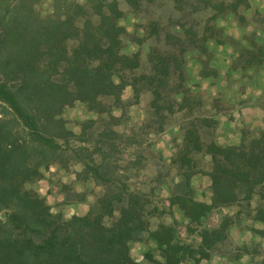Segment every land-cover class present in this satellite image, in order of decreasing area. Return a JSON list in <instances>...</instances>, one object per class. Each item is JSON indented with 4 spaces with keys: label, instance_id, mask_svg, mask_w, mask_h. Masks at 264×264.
Wrapping results in <instances>:
<instances>
[{
    "label": "trees",
    "instance_id": "16d2710c",
    "mask_svg": "<svg viewBox=\"0 0 264 264\" xmlns=\"http://www.w3.org/2000/svg\"><path fill=\"white\" fill-rule=\"evenodd\" d=\"M42 1L0 0V264H146L131 255V245L144 239L157 246V259L145 254L150 264H198L228 241L241 215L264 224V127L242 125L233 142L219 144L213 132L231 112L233 104L230 110L224 104L230 98L204 96L186 80L191 59L201 64L200 78L217 76L209 43L227 42L215 20L230 15L256 25L255 16L243 14L250 0H123L140 18L157 1L169 15L165 24L146 17L147 30L129 38L134 49L128 51L119 0H47L45 13L38 8ZM263 67L264 44L252 43L238 51L232 69L253 77ZM143 94L150 96L147 114L135 127L129 111ZM240 96L238 104L264 112V90ZM77 102L98 117L74 133L62 113ZM144 127L171 143L156 161L140 152L135 129ZM149 159L155 178L163 164L173 171L164 180L171 186L168 200L190 224L219 213L216 225L200 226L196 246L177 239L173 224L149 230L148 217L158 211L149 194L158 186L146 193L130 183ZM52 163L64 169L79 164L76 181L99 186L84 214L66 219L24 188ZM196 177H206L208 201L195 198ZM66 196L84 201L78 192ZM230 207H237L234 216L221 211ZM253 231L264 235V228ZM251 258L264 264V254Z\"/></svg>",
    "mask_w": 264,
    "mask_h": 264
},
{
    "label": "rangeland",
    "instance_id": "374dc122",
    "mask_svg": "<svg viewBox=\"0 0 264 264\" xmlns=\"http://www.w3.org/2000/svg\"><path fill=\"white\" fill-rule=\"evenodd\" d=\"M79 3H84L85 0H75ZM251 7L243 12L246 18L255 16L256 25H251L249 22L240 23L230 15L218 16L216 18V26L221 31L222 36H226V44L219 45L214 42L209 43V49L211 50L209 55L210 65L216 69V77H204L200 78L199 72L201 64L197 60H189L187 63L186 80L188 85H193L195 90H205L204 96L221 94L226 98H230V103L225 104L228 106V110L231 112L221 116L218 121L217 127L213 132L215 141L219 144L225 145L233 142L238 136L239 128L242 125H248L253 129H262L264 127V112L260 107H246L237 103L235 95L241 92L243 99L250 98V96H259L264 90V67L257 73L253 72V77L249 75L241 74L239 70H235L233 67L236 55L243 47H249L252 43L264 44V0H250ZM160 2H154L153 9L148 12H141V17H150L151 20H157L162 24L167 22L168 8L165 5H159ZM119 5L124 12V15L119 18L118 23L122 25L126 33L122 42L124 50L134 49V44L129 42V38L133 34H142L146 31L147 26L146 17L140 18L138 14L132 12L123 0H119ZM39 10L42 13L48 12L49 3L44 0L39 5ZM258 10L259 15L254 14V11ZM210 15L207 13L204 18ZM230 43L232 45H230ZM137 48V47H136ZM238 78V79H236ZM130 92H126V96ZM150 96L143 94L137 105L131 107L129 113L132 121L131 124L139 126L147 114V104ZM225 98V99H226ZM210 102V101H209ZM120 111H116L119 114ZM231 115V116H229ZM62 116L65 120L66 127L78 133L81 130V124L89 119H96V114L88 112L81 103H75L72 107L67 108ZM133 122V123H132ZM98 122L94 124L97 125ZM171 126V125H169ZM170 128V127H169ZM139 129V128H138ZM135 129L140 133L142 145L140 152L144 157H151L153 160L159 158L157 155L159 151H163L165 154L171 149V143L164 141L160 135H157L150 128H142V130ZM142 134V135H141ZM170 131L166 132L165 138L169 140ZM138 139V140H140ZM129 150L126 149V151ZM156 152H155V151ZM122 156L125 157L126 153L122 152ZM161 159V157H160ZM150 160V159H149ZM207 157L202 158L201 165L206 167ZM163 161V158L161 159ZM159 162L161 164L162 162ZM152 160L149 163L138 165V170L130 178V183L134 186L141 184L146 193L150 192V188L158 186L154 192L149 194V200L153 206L158 207V211L148 217L149 230L156 229L160 224L174 225L175 236L182 242L188 243L193 247L197 245L200 238L198 235V229L203 226H214L218 223L219 213L217 211L209 214L207 218H204L200 225L194 226L190 224L187 218L184 217L180 209L174 204L169 203L170 195V177L173 171L167 165L163 164L161 173L156 178L155 169L152 166ZM121 166H124L123 161H119ZM79 164L70 165L67 169L60 167L56 163L50 164L46 168L42 169V176L40 178L33 179L24 184V188L32 193L38 195L47 204L51 206L52 212H60L62 217L69 218L72 215L84 214L90 202L93 201L99 186L95 185L90 179L84 181H76V172L80 170ZM167 179L166 181H164ZM194 182V196L201 201L209 200L208 181L206 177H196ZM69 192H78L84 195V201L81 202H68L66 194ZM83 198V197H79ZM151 205V204H150ZM152 208V207H151ZM237 207L223 208L221 211L230 216H234ZM253 228L263 229L264 224L260 221H252L249 216L241 215L239 223L231 227L229 230V239L227 242L217 245L215 253L207 259L199 260L198 264H256V259H252L251 256H258L264 254V235L260 236L255 234ZM145 238L147 233H144ZM244 243L247 251L244 254V250L239 248ZM223 244V245H222ZM257 247V250L255 248ZM243 248V247H242ZM157 250L156 243L150 239H144L143 241L135 242L131 245V255L134 259L142 261L146 264H150L145 257L146 253H152L153 258L157 259L155 254ZM259 252V253H258ZM193 264V263H191Z\"/></svg>",
    "mask_w": 264,
    "mask_h": 264
}]
</instances>
